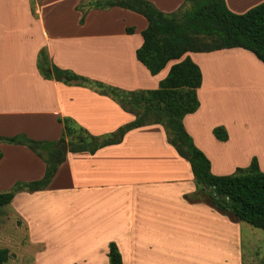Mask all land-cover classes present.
<instances>
[{"label":"crops","instance_id":"0c3cea01","mask_svg":"<svg viewBox=\"0 0 264 264\" xmlns=\"http://www.w3.org/2000/svg\"><path fill=\"white\" fill-rule=\"evenodd\" d=\"M146 1L166 14L185 2ZM224 1L242 15L264 0ZM79 3L0 0V137L56 142L63 136L62 118L105 136L135 119L108 96L44 79L36 65L41 49L60 69L126 91L157 89L171 65L188 56L200 69L201 85L199 107L182 123L210 172L231 175L255 158L264 173V112L259 116L250 101L264 91V64L241 48L190 52L152 76L135 57L146 19L112 7L90 10L80 23ZM234 99L244 101L240 114L230 112ZM218 126L227 132L224 142L212 133ZM249 131H258L261 148L246 144ZM0 151L1 192L16 181L43 177L44 162L28 148L0 143ZM195 194L190 164L168 143L164 127L151 124L94 154L67 149L48 187L15 194L6 211L21 220L20 227L25 224L35 249L45 248L44 235L37 237L44 224L49 240H69L64 247L68 258H76L71 264H109L111 242L123 264H258L264 236L201 199L190 202L187 197ZM49 207L60 215L43 217L41 209Z\"/></svg>","mask_w":264,"mask_h":264},{"label":"trees","instance_id":"16d2710c","mask_svg":"<svg viewBox=\"0 0 264 264\" xmlns=\"http://www.w3.org/2000/svg\"><path fill=\"white\" fill-rule=\"evenodd\" d=\"M112 7L135 12L146 19L147 27L141 33L143 42L135 57L152 76L170 61L180 60L190 52L241 48L264 64V1L242 15L230 12L224 0H185L170 14L160 12L146 0H80L76 9L82 12L80 23H83L90 10ZM127 32L131 30L127 29ZM36 65L44 79L86 87L108 96L135 119L105 136H92L72 120L62 118L58 122L63 127V136L56 142L35 141L23 134L0 137V143L27 147L45 164L41 179L18 182L8 192H0V207L6 208L21 191L36 192L48 187L64 161L60 142H65V138L69 152L94 154L105 146L120 143L132 129L160 124L165 129L168 143L190 164L196 194L187 199L190 202L201 199L232 219L264 231V173L259 170L256 159L253 158L246 168H237L231 175L215 176L210 172L209 160L184 130L183 118L199 107L197 90L201 85L200 69L188 56L171 65L154 90L126 91L60 69L50 62L45 49L39 51ZM212 133L218 141L228 139L223 127H215ZM107 256L109 264H123L113 242L108 245ZM8 258V249H0V264H6ZM258 264H264V258Z\"/></svg>","mask_w":264,"mask_h":264},{"label":"rangeland","instance_id":"374dc122","mask_svg":"<svg viewBox=\"0 0 264 264\" xmlns=\"http://www.w3.org/2000/svg\"><path fill=\"white\" fill-rule=\"evenodd\" d=\"M250 101L252 107L253 104L256 106L258 115L260 116V111L264 112V91L260 90L258 92V97H250ZM243 102L244 101L243 100L241 101V99H234V101H232L231 104L230 103L228 104L230 112L240 114ZM257 132L258 131L248 132L249 137L246 139V144L248 146H252L256 148V146H253L249 141L250 139H252V141L257 140V137H255V133L257 134ZM18 182L23 183L25 181H16L15 183ZM26 182H30V181H26ZM3 187H4V183L1 185L0 192L4 191L2 189ZM21 192H26V191H21ZM204 197L207 198V196ZM48 212H50L49 215ZM41 213L43 217H46L47 219L50 218V215L52 219H55L60 215L59 210L50 207L48 209L42 208ZM18 220L20 219H18V217L16 218L15 215L10 216V214L6 211L5 207H0V249L6 248L9 251V258L6 264H71V261L76 260V258H68L67 255L65 254L67 249H65L64 245L69 240L68 241L49 240L48 232L46 235L43 234L44 232L43 228L47 227L46 224H44L45 226L44 225L42 226L41 232H38L42 234L37 235V237L44 235V237L46 238L45 248L44 250L35 249L36 243L30 241L32 239L28 237L27 228L25 224L21 222L22 226L20 227L17 222ZM249 228L250 230H253V232H257L259 236H264L263 231L259 229H254L251 226ZM47 231H49L48 227H47ZM260 243L262 247H260L258 255L259 257H262L260 259L261 261L264 258V243L263 242ZM82 245H83L82 248H84V243ZM55 246L58 247V249L55 250ZM81 257H82V253H81ZM81 257H79V259Z\"/></svg>","mask_w":264,"mask_h":264},{"label":"bare ground","instance_id":"6f19581e","mask_svg":"<svg viewBox=\"0 0 264 264\" xmlns=\"http://www.w3.org/2000/svg\"><path fill=\"white\" fill-rule=\"evenodd\" d=\"M252 138H253V137H252ZM257 139H258V137H257ZM258 140H259V139H258ZM258 140H254V141H252V139H250L249 142H251V144H252L253 146H256V148H261L260 142H259Z\"/></svg>","mask_w":264,"mask_h":264},{"label":"water","instance_id":"95a60500","mask_svg":"<svg viewBox=\"0 0 264 264\" xmlns=\"http://www.w3.org/2000/svg\"><path fill=\"white\" fill-rule=\"evenodd\" d=\"M60 143H62V146H61V151H62V153L65 155L66 154V152H67V145H66V143L65 142H60Z\"/></svg>","mask_w":264,"mask_h":264}]
</instances>
